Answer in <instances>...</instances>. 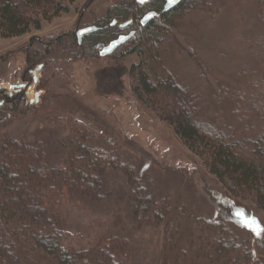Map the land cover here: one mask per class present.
I'll return each mask as SVG.
<instances>
[{"label": "rangeland", "instance_id": "rangeland-1", "mask_svg": "<svg viewBox=\"0 0 264 264\" xmlns=\"http://www.w3.org/2000/svg\"><path fill=\"white\" fill-rule=\"evenodd\" d=\"M115 1L74 0L66 4L67 10L42 20L39 29L31 28L16 37H0V98L7 102L10 85L21 77L30 79V69L36 70L32 77L37 78L30 79L31 91L29 85L17 94L19 97L0 107V133L30 144L46 142L48 154L60 159L67 157L68 146L79 144L75 141L79 134L93 135L87 144L116 150L129 169L133 165L136 179L149 193L160 197L169 188L172 195H178L171 200L173 207L187 205L189 215L182 221L185 232L192 229L187 223L189 218L218 216L220 208L212 191L252 211L264 223L263 211L255 207L252 197L231 195L209 172L207 155L198 154L200 149L190 150L172 126L134 94L129 71L139 61L136 52L100 56L95 47L94 52L80 58L70 51L52 67L46 66L44 60L39 62L44 64L39 69L28 61L27 55L39 42L59 39L67 48L72 32L103 18ZM263 12L264 0H208L203 9L193 8L175 16L165 38L175 49L165 53L170 59L168 64L183 83L197 88L203 102L212 107L215 120L236 132L258 121L253 115L244 126L245 118L236 116L234 124L233 112L237 110L229 97L231 92L239 91L243 99L264 101V28L258 16ZM128 18L133 17L129 14ZM51 161L55 164L59 160ZM125 174L121 169H107L102 175L106 197L99 200L88 201L85 193L78 192L83 200L74 197L75 201H71L63 188L61 199L47 203L46 207L66 219L70 232L63 239L66 248L89 249L99 243L104 245L112 235L129 236L134 225L119 194L128 181ZM258 177L264 181V172ZM136 232L131 237L133 246L128 257L119 255L118 260L122 264L126 260L127 264H155L161 255L163 230L148 242L146 228ZM233 232L232 239L248 242L243 230L234 227ZM186 242L178 237L175 244L184 249ZM179 261L187 263L183 258Z\"/></svg>", "mask_w": 264, "mask_h": 264}, {"label": "trees", "instance_id": "trees-1", "mask_svg": "<svg viewBox=\"0 0 264 264\" xmlns=\"http://www.w3.org/2000/svg\"><path fill=\"white\" fill-rule=\"evenodd\" d=\"M73 1L0 0V37H16L31 28L39 29L42 20L67 10L66 4ZM207 2L180 0L171 9L162 11L164 0L144 4L116 0L107 7L103 18L83 26L96 29L83 35L80 43L75 33L78 28L70 34L67 48L59 39L46 44L39 42L27 58L37 67L42 68L44 64L52 67L70 51L71 55L81 58L94 52L97 44L107 43L132 29L133 35L111 54L136 52L139 55V61L129 71L134 94L171 125L190 150L200 149L198 154L207 155L209 172L231 195L252 197L255 207L264 214V181L258 177L264 172V101L243 99L239 91L231 92L229 97L237 110L233 112L234 124H237L236 116L245 118L244 126L253 115L258 121L253 120L254 124L247 130L236 132L215 120L212 107L203 102L197 88L183 83L168 64L170 59H166L165 53L175 50L165 40L169 23L189 9L205 8ZM149 11L156 15L141 25L139 21ZM129 14L133 17L131 23L120 28V20L127 21ZM258 16L264 28V12ZM43 60L44 64L39 63ZM83 134L86 135L81 133L75 140L79 144L71 143L67 157L60 159L48 154L46 142L30 144L6 132L0 133V264H122L118 256L128 257L133 246L132 234L140 228L147 229V242L163 230L161 255L155 264H264V223L252 211L212 191L220 208L218 216L189 218L187 223L192 229L186 233L182 221L189 215L187 205H172L171 197L178 195H172L169 188L160 197L149 193L136 179L133 165L129 169L114 149L87 144L93 135ZM51 158L59 161L54 164ZM107 169H121L126 173V188L122 185L119 194L134 225L132 232L127 237L109 236L104 245L70 250L63 245L64 237L70 235L66 219L46 207L47 203L61 199L63 188L71 195V201H75L74 197L81 201L78 192L85 193L88 201L106 197L102 175ZM234 227L246 233V244L232 239ZM178 237L179 241H187V247L182 249L175 244ZM180 258L187 263L179 261Z\"/></svg>", "mask_w": 264, "mask_h": 264}, {"label": "water", "instance_id": "water-1", "mask_svg": "<svg viewBox=\"0 0 264 264\" xmlns=\"http://www.w3.org/2000/svg\"><path fill=\"white\" fill-rule=\"evenodd\" d=\"M148 1H150V0H136V2L138 4H144V3L148 2ZM179 1L180 0H165V4L163 6L162 11H167V10L171 9L176 4H178ZM155 15H156V12H154V11H149L146 14H144L143 17L140 20L141 25L146 24ZM128 22H130V20L121 23L120 26L123 27ZM95 29H96L95 26H88V27H83V28L77 30L76 31V36H77L78 43L81 42V39H82L83 35H85V34H87L89 32H92ZM132 35H133V32H130V33L126 34V35H119L116 39L110 41L107 45L102 47V49L99 51V55L100 56H107V55L111 54L118 46H120L125 41H127ZM40 67L41 66H38V68H40ZM14 86H15V84L11 85V88H13ZM0 88H1V85H0ZM36 99H38V97H36Z\"/></svg>", "mask_w": 264, "mask_h": 264}, {"label": "flooded vegetation", "instance_id": "flooded-vegetation-1", "mask_svg": "<svg viewBox=\"0 0 264 264\" xmlns=\"http://www.w3.org/2000/svg\"><path fill=\"white\" fill-rule=\"evenodd\" d=\"M147 3V2H146ZM164 4H165V0H164ZM164 4H163V6H164ZM128 20H130V22H128L125 26H123V27H121L120 26V24L121 23H123V22H119V24H118V26L120 27V28H125V27H127L130 23H131V19H128ZM127 20V21H128ZM81 29V28H80ZM79 30V29H78ZM130 32H134L132 29H130V30H128L127 31V33H123V34H120V35H126V34H128V33H130ZM76 33V32H75ZM119 36V35H118ZM117 36V37H118ZM112 40H114V39H111V40H109V41H107V43L106 44H102V43H99V44H97V46L96 47H98L99 48V51L102 49V47H104L105 45H107L110 41H112ZM102 44V45H101ZM110 55V54H109ZM35 71L36 70H32V69H30L28 72H29V75H30V79H32L33 81H34V78L32 77V75L33 74H35ZM32 77V78H31ZM30 79H28V78H25V77H21V78H19L18 79V81L15 83V86L11 89V90H8V93H7V97H8V99H7V102L9 103V102H12V100H14V98H16V97H19L17 94H21L22 92H23V90H26V88H27V86H29L30 85ZM31 86V85H30ZM1 89V88H0ZM7 102H5V100H4V98H0V107L1 106H4Z\"/></svg>", "mask_w": 264, "mask_h": 264}, {"label": "bare ground", "instance_id": "bare-ground-1", "mask_svg": "<svg viewBox=\"0 0 264 264\" xmlns=\"http://www.w3.org/2000/svg\"><path fill=\"white\" fill-rule=\"evenodd\" d=\"M31 89H32V86H30V88H29L28 90H30V91H31Z\"/></svg>", "mask_w": 264, "mask_h": 264}]
</instances>
